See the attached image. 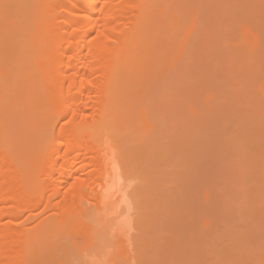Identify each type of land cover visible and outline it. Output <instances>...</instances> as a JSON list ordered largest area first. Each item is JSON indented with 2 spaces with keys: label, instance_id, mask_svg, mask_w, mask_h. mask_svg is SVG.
Wrapping results in <instances>:
<instances>
[{
  "label": "bare ground",
  "instance_id": "6f19581e",
  "mask_svg": "<svg viewBox=\"0 0 264 264\" xmlns=\"http://www.w3.org/2000/svg\"><path fill=\"white\" fill-rule=\"evenodd\" d=\"M175 1L0 0V264L146 259L174 185L158 68Z\"/></svg>",
  "mask_w": 264,
  "mask_h": 264
},
{
  "label": "rangeland",
  "instance_id": "374dc122",
  "mask_svg": "<svg viewBox=\"0 0 264 264\" xmlns=\"http://www.w3.org/2000/svg\"><path fill=\"white\" fill-rule=\"evenodd\" d=\"M174 4L181 22L178 29L170 25L173 5L167 7L172 36L165 34L173 37L166 46L173 57L182 52L175 63L179 69H170L171 52L160 54L170 60L158 68L171 95L164 97L158 124L168 140L173 167L167 180L174 185H167L171 197L158 216L156 234H149L153 242L146 259L128 264H264V0Z\"/></svg>",
  "mask_w": 264,
  "mask_h": 264
}]
</instances>
